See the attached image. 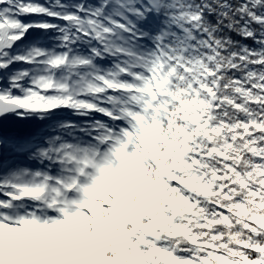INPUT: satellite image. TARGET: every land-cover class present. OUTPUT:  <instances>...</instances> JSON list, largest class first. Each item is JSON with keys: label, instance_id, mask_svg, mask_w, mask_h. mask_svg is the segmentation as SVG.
I'll list each match as a JSON object with an SVG mask.
<instances>
[{"label": "snow or ice", "instance_id": "1", "mask_svg": "<svg viewBox=\"0 0 264 264\" xmlns=\"http://www.w3.org/2000/svg\"><path fill=\"white\" fill-rule=\"evenodd\" d=\"M0 264H264V0H0Z\"/></svg>", "mask_w": 264, "mask_h": 264}]
</instances>
